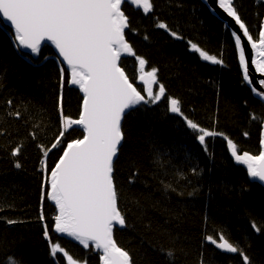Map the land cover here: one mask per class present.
I'll use <instances>...</instances> for the list:
<instances>
[{
	"label": "trees",
	"instance_id": "16d2710c",
	"mask_svg": "<svg viewBox=\"0 0 264 264\" xmlns=\"http://www.w3.org/2000/svg\"><path fill=\"white\" fill-rule=\"evenodd\" d=\"M234 2L250 32L256 33L264 19V0ZM153 3L148 15L135 6H122L133 29H126V39L148 62L145 72L158 69L157 78L165 85L166 96L127 118L115 176L118 187L122 186L119 206L130 226L114 230V238L130 252L135 264H243L238 254L222 252L205 240L206 235L218 238L222 232L239 243L255 264H264V231L256 233L251 228L253 220L264 222V186L251 181L246 168L231 157L222 137H207L206 153L197 133L168 111L167 97L178 98L184 114L201 127L224 133L239 150L252 154L260 148L263 125L251 120L250 114L261 113L264 106L243 80L229 29L201 0ZM157 18L184 39L176 40L156 28ZM13 35L0 21V264H8L9 257L20 264H66V258L57 261L50 255L45 225L51 240L74 258L99 264L91 245L85 249L54 232L56 206L41 199L48 170L62 154L58 148L45 157L37 145L50 147L63 128L57 101L61 93L59 67L64 65L57 64L59 58L49 45L36 59L26 56L17 50ZM189 40L222 59L223 64L202 60L190 50ZM122 66L147 98L135 58L122 56ZM157 90L158 85H153V92ZM63 98L65 117L78 119L81 92L65 82ZM8 100L13 102L11 108ZM16 110L21 113L19 119L9 115ZM76 138H82V129L72 126L62 139ZM21 144L20 154L13 157L12 150ZM16 162L21 164L19 169ZM133 167L140 175L130 185L127 181ZM193 168L198 169L197 175ZM164 184L176 191H166ZM8 220L17 223L8 224ZM161 248L175 252L174 262L159 251Z\"/></svg>",
	"mask_w": 264,
	"mask_h": 264
},
{
	"label": "snow or ice",
	"instance_id": "6c2138e0",
	"mask_svg": "<svg viewBox=\"0 0 264 264\" xmlns=\"http://www.w3.org/2000/svg\"><path fill=\"white\" fill-rule=\"evenodd\" d=\"M204 2L207 4L208 0ZM123 5L135 6L136 9L142 10L144 15L152 13L154 8L153 0H0V21L10 24L14 29L13 43L18 51L29 57H38L42 45L47 42L54 46L58 54L57 64L67 65V69L59 67L61 93L57 107L63 128L50 147L37 145L45 157L53 149L59 148L62 152L55 166L48 170L41 199L47 198L56 206L54 232L66 234L85 249L91 245L98 254L99 264H135L130 252L114 238V230L130 226L126 213L119 206L122 186L117 185L116 165L119 163L126 139L127 118L139 111L140 107L154 105L166 96L165 85L157 78L158 69L152 67L150 71L145 72L148 62L134 52L126 39L125 30L133 29ZM218 6L234 21L243 37L247 39L254 53L251 64L264 77V22L256 33H252L249 25L242 19L234 0H218ZM155 26L176 40L184 39L178 30L170 28L158 18ZM231 35L235 39V47L239 50L243 80L264 106V91L251 87L253 81L242 46V37L235 30ZM144 39L147 40L148 37L145 36ZM187 43L190 50L198 53L202 60L213 65L223 64L222 59L208 54L191 40ZM125 55L134 57L138 62L139 79L146 85L144 92L147 98L137 90L126 74L122 66V56ZM65 82L70 86H77L82 93L78 119L64 115ZM153 85H158L155 93ZM258 85L260 89H264V79H260ZM12 103V100L7 101L9 108ZM167 104L168 111L180 116L187 127L197 133V139L206 153L209 152L206 138L222 137L231 157L237 164L245 166L251 181L264 186V136L260 139V148L255 154L241 151L224 133L201 127L186 116L178 98L168 96ZM9 115L17 119L21 117L19 110L10 112ZM250 119L264 125V111L251 113ZM72 126L82 129V138L65 142L62 138ZM30 135L36 139L34 134ZM244 135L247 136L248 133ZM22 147V144L15 147L11 155L18 156ZM15 167L19 169L21 164L16 162ZM192 172L197 175L198 169L193 168ZM139 175L133 167L128 184L135 183ZM164 188L166 191H176L170 184H164ZM40 219H44L43 214ZM7 223L14 224L17 221L8 220ZM44 227L45 238L49 239L50 255L54 260L66 258V264H87L86 258H74L59 242H53L49 237L48 226ZM251 228L260 233L264 231V222L258 224L253 220ZM205 240L222 252L238 254L243 264H255L239 243L230 240L222 232L218 238L215 235H206ZM159 251L165 254L169 261L174 262L175 252L172 249L161 248ZM8 264L20 262L14 257H9Z\"/></svg>",
	"mask_w": 264,
	"mask_h": 264
},
{
	"label": "water",
	"instance_id": "95a60500",
	"mask_svg": "<svg viewBox=\"0 0 264 264\" xmlns=\"http://www.w3.org/2000/svg\"><path fill=\"white\" fill-rule=\"evenodd\" d=\"M201 1L205 4L204 0H201ZM205 5L208 7V9L210 10V12H211L214 16H216L218 19H220V20H221L226 26L230 25V27H227V28L229 29L230 33H231L233 30H235V31H237V33H238L239 35H241V37H242V46H243L244 49H245V57H246V61H247L248 64H249V73H250V77H251V79H252V81H253V84H252L251 87H257V90H258V91H264V89H260V88H259V85H258L259 80H260V79H263L264 77H262L261 74L258 73V72L255 70V66L251 64V58H252V56H253L254 53H253V50L251 49L250 45L248 44L247 39L243 37L242 32L238 29V26L235 25L234 21H233L230 17H228L227 14H226L223 10H221V9L219 8V6H218V0H208L207 4H205ZM2 22H3V21H2ZM263 22H264V19H263ZM3 23H4V22H3ZM4 25L7 26V27H9V28L12 30L13 34H14V29L11 28L10 24H5V23H4ZM125 31H126V30H125ZM233 38H234V37H233ZM234 41H235V39H234ZM45 45H49V46H51L50 43H47V42H46V44L42 45V49H43V47H44ZM51 47L53 48V51L55 52L54 46H51ZM55 54H56L57 57H58V54H57L56 52H55ZM238 57H239V50H238ZM33 58L36 59L37 57H33ZM58 58H59V57H58ZM64 67L67 69V65H64ZM240 67H241V66H240ZM241 70H242V72H243V69H242V68H241ZM245 82H246V81H245ZM139 83L144 84V82L141 81L140 79H139ZM246 84H247V82H246ZM247 85H248V84H247ZM71 86H73V87H75V88H77V89L79 90V88H78L77 86H75V85H71ZM144 86L146 87L145 84H144ZM248 87L250 88L249 85H248ZM81 94H82V93H81ZM253 95H254V94H253ZM254 96H255V95H254ZM172 114H174V113H172ZM175 115H176V114H175ZM75 127H78V126H75ZM262 136H264V125H263V130H262ZM244 167H245V166H244ZM51 202H52V201H51ZM52 203L54 204V202H52ZM54 205H55V204H54ZM60 235H63V236H65V237H67V238L72 239L71 237H68L66 234H60ZM72 240H74V239H72ZM74 241H75V240H74ZM75 242H77V243L79 244L78 241H75Z\"/></svg>",
	"mask_w": 264,
	"mask_h": 264
},
{
	"label": "bare ground",
	"instance_id": "6f19581e",
	"mask_svg": "<svg viewBox=\"0 0 264 264\" xmlns=\"http://www.w3.org/2000/svg\"><path fill=\"white\" fill-rule=\"evenodd\" d=\"M221 9V8H220ZM221 10H223V9H221ZM264 79V78H263Z\"/></svg>",
	"mask_w": 264,
	"mask_h": 264
},
{
	"label": "rangeland",
	"instance_id": "374dc122",
	"mask_svg": "<svg viewBox=\"0 0 264 264\" xmlns=\"http://www.w3.org/2000/svg\"><path fill=\"white\" fill-rule=\"evenodd\" d=\"M152 88H153V86H152Z\"/></svg>",
	"mask_w": 264,
	"mask_h": 264
}]
</instances>
